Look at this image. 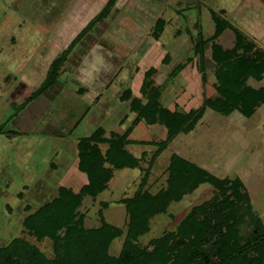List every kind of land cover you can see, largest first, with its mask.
I'll use <instances>...</instances> for the list:
<instances>
[{"label":"rangeland","instance_id":"rangeland-1","mask_svg":"<svg viewBox=\"0 0 264 264\" xmlns=\"http://www.w3.org/2000/svg\"><path fill=\"white\" fill-rule=\"evenodd\" d=\"M168 1L134 0L112 7L68 51L56 83L24 106L46 78L51 61L84 27L90 8L83 0H0V125L4 124L0 131V247L22 238L47 259L54 257L52 240L28 234L22 222L57 197L60 185L78 190L87 182V175L77 168V142L99 127L103 128L105 139L128 133V139L143 142L125 145L139 163L117 168L106 162L105 166L113 169L106 188L95 196L84 197L78 207L85 228L98 229L108 223L122 229L123 234L107 246L110 255L119 254L124 240L128 213L123 200L139 189L156 193L166 187L170 157L175 153L220 178L239 177L249 193L253 211L264 224V100L252 107L250 116L240 112L224 116L207 107L197 129L178 135L157 155L156 143L166 137L164 125H149L143 120L133 124L135 113L130 112L128 104L140 95L143 73L150 64L162 67L154 80L158 85L157 98L163 105L170 104L169 99L179 86L174 76L169 77V70L164 72L166 66L158 63L160 53L145 57L152 40L149 26L157 14L169 20L156 41L158 48L161 44L189 47L187 29L195 19V7L192 5V12L184 20L179 9L191 5V1L173 0L170 7H163ZM238 1L218 0V10L223 9L228 17ZM205 8L203 18L210 23ZM259 18L264 19V12ZM206 30L203 28L204 34ZM230 40L220 38L223 45L231 44ZM98 44L103 46L99 51L103 57L107 53L117 56L105 64L92 59L87 62L85 59ZM96 55L99 57L98 51ZM206 63L212 64L209 60ZM103 69L105 72L99 77ZM251 81L264 88V75L259 82ZM82 87L85 91L80 93ZM108 147L106 142L99 143L103 156ZM213 193V186L203 183L182 198L170 201L166 210L149 217L147 231L138 235L136 242L153 249L158 239L176 230L192 207L211 199ZM241 228L247 231L245 223Z\"/></svg>","mask_w":264,"mask_h":264},{"label":"trees","instance_id":"trees-1","mask_svg":"<svg viewBox=\"0 0 264 264\" xmlns=\"http://www.w3.org/2000/svg\"><path fill=\"white\" fill-rule=\"evenodd\" d=\"M114 2L109 0L88 20L66 49L51 61L46 78L29 95L24 106L54 85L68 51L109 13ZM211 16L215 23L212 57L216 63L214 87L217 95L205 98L201 105L187 112L169 109L157 98L158 85L152 76L156 68L150 66L144 70L140 95L133 97L128 104L130 112L135 113L133 124L144 120L147 124L159 123L166 128V137L156 143L158 147L154 155L179 133L191 131L207 107L224 115L238 110L249 116L252 107L264 100V88L248 84L249 78L260 80L264 75V50L245 33L231 27L222 16L214 12ZM163 24L161 18L157 19L152 31L154 37L160 35ZM228 27L235 33L234 43L230 48H223L214 39ZM205 42L201 37L195 41L194 54L202 51ZM178 69L180 64L175 67ZM84 91V87L79 88L80 93ZM3 125H0V131ZM102 131L103 128L99 127L77 142V168L87 175V182L78 190L60 185L57 197L41 205L22 222L28 234L37 239L49 237L52 240L54 257L47 259L20 238L15 239L12 246L0 247V264H264V224L251 207L243 181L239 177L220 178L176 153L170 157L166 187L156 193L139 189L132 197L123 200L128 213L124 240L119 254L110 255L107 246L113 238L123 234L122 229L108 223L98 229L85 228L78 207L84 197L95 196L106 188L113 169L105 163L112 162L117 168L136 166L138 157L125 145L143 142L128 139V133L122 136L113 134L105 139ZM101 142L109 144L104 156L99 148ZM203 183L213 186L212 198L192 207L175 231L158 239L151 250L136 242L138 235L147 231L149 217L166 210L170 201L182 198ZM242 223L247 231L241 228Z\"/></svg>","mask_w":264,"mask_h":264},{"label":"crops","instance_id":"crops-1","mask_svg":"<svg viewBox=\"0 0 264 264\" xmlns=\"http://www.w3.org/2000/svg\"><path fill=\"white\" fill-rule=\"evenodd\" d=\"M108 1L109 0H83V2H85V6H87V7L89 6V8H90V11H88V14H85V16H86L85 20H87L86 23L88 22V20L90 18H92L94 15H96L97 13L100 12L102 10V8L107 5ZM172 1L173 0L168 1L169 3L164 2L163 7H166V8L170 7ZM190 1H191V5H187L186 3H184V4H186L184 9H182V8L179 9V10H181V13L184 15V18H183L184 20L187 19L188 13L192 12L191 8L193 9V6L196 9V11L194 9V12H195L194 21L188 23L187 31L189 30V34H190V38H191V41H189V47L186 44L184 47L180 46L179 48H172L171 46H165L164 44H161L160 49L158 48V44H156V41H158L160 39V36H161V34L165 28L164 26L166 25V22L169 23V20L166 17H164L163 15L157 14L154 22L152 24H150V26H149L151 28L149 34H150V37L152 40L150 41V43L148 45L149 48L147 49V51L145 53V57L148 56L149 58H151L152 56H157V54L160 53L161 58H160L158 63L164 64L166 66V69L164 70V72H167L169 70L168 71L169 77H170V73L175 70V67H177V65L180 64V69L175 70V74L171 75L172 77L174 76L175 81H176L175 83L179 84V86H177L175 91L172 93V97H170V99H169L170 104L166 105V107H168L169 109H176V110H179L182 112H187L191 108L198 107L199 104L201 102H203V100L205 98H209V97L213 98L215 95H217V91L215 90V87H214V83L216 81L215 74H214L215 69H216V63L212 57V44H213L212 37L214 36V32H215V23L212 19L211 12H214V13L218 14L219 16H222L223 18H225L229 22L231 27H235L238 30H240L241 32L245 33L250 39H252L255 42L257 47H260L264 50V44L262 42L264 40V19L259 18V14H262L264 12V0H239L237 7L235 8L234 11H231V13L229 14L230 16H228V17L225 16V12H223V9L218 10V6H219L218 0H190ZM128 2L134 3V0H115L112 7L113 8L122 7L123 5H125ZM136 4H139V3L136 2ZM180 7H182V5H180ZM203 7L204 8L206 7L205 9H207L209 12L210 19H211L210 23L208 22V20L206 18H203V15H204L202 13L203 9H204ZM262 10H263V12H262ZM159 18H161L163 20V23H164L163 29H162V32L160 33V35L158 37H154L152 35L153 27L155 25V22ZM202 22H203V27H202ZM203 28L207 29L205 34L203 32ZM139 30L140 29H138L137 31H139ZM231 33H232V35H231ZM234 36H235V33L232 31V28L228 27L225 30H223L214 40L217 43H219L221 46H223V48H230L233 46ZM199 37H201L206 42L204 43V45L202 47V51L199 53L196 52L194 54L193 46L195 45V41ZM230 37H231V40H230ZM220 38L221 39H223V38L228 39L232 42H231V44H228V45L224 44L223 45L220 42ZM97 46H100L103 48V46L101 44L94 45L93 46L94 47L93 52L85 59V60H87V62L90 59L97 60V58L101 59L103 57L101 52H99V51H101V49L99 50ZM156 48L158 49L157 51H156ZM96 51H98V55H100L99 57H96L97 56ZM110 55L114 56L115 54L114 53L113 54L107 53L104 55V57L105 56L108 57ZM115 56H117V55H115ZM169 56L172 58L171 61H170ZM155 59H156V57H155ZM206 60H209V62H211L212 64L207 65ZM100 64H103L102 60H101ZM150 65L156 68V72L154 74V79H155V77H159L158 74L160 75L161 72L159 73L158 71H160L162 69V67L157 68V65H152V64H150ZM189 68H190V70H188ZM104 72L105 71L103 69V71L99 73L100 74L99 77L103 76ZM262 78L260 80L259 79L255 80L253 78H249L248 84L255 87V88L262 87V85H257V86H255V84L253 85L252 81H251V80H254V81L259 82L262 80ZM55 83H56V81H55ZM135 96H137V95H135ZM160 102H161V100H160ZM233 112H239V111L234 110ZM233 112H231L230 114H232ZM217 113H219V112H217ZM204 114H205V112L203 113V115ZM230 114H228V115H230ZM221 115H224V114H221ZM228 115H224V116H228ZM244 116H246V115H244ZM201 119H202V117L197 121L195 127L191 131H189L188 133L197 129V127L199 125H201ZM141 122L142 121H139L136 125L140 124ZM149 125H152V124H149ZM188 133H179L178 135L188 134ZM133 134H134V132H133ZM175 138H173V140H171V142H169V143L171 144L175 140ZM182 157L190 160L188 157H185V156H182ZM192 162H194V161H192ZM194 163L198 164L197 162H194Z\"/></svg>","mask_w":264,"mask_h":264},{"label":"flooded vegetation","instance_id":"flooded-vegetation-1","mask_svg":"<svg viewBox=\"0 0 264 264\" xmlns=\"http://www.w3.org/2000/svg\"><path fill=\"white\" fill-rule=\"evenodd\" d=\"M100 56V55H99ZM115 56V55H114ZM113 55H110V56H108V57H102V59H99V58H97V60L98 61H100L101 62V60L102 61H104V62H102L103 64H105L106 62H108V60L109 59H111V58H113L114 57ZM106 58V59H105ZM106 69V68H105ZM109 69V68H108Z\"/></svg>","mask_w":264,"mask_h":264}]
</instances>
